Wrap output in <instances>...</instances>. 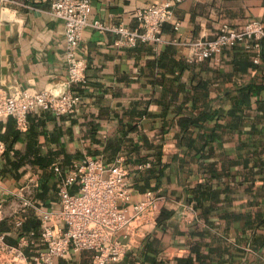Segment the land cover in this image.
<instances>
[{
  "label": "crops",
  "instance_id": "obj_1",
  "mask_svg": "<svg viewBox=\"0 0 264 264\" xmlns=\"http://www.w3.org/2000/svg\"><path fill=\"white\" fill-rule=\"evenodd\" d=\"M20 1L30 7L0 3L1 89L64 88L63 21L47 12L49 0ZM89 1L91 22L134 30L136 10L167 0ZM174 13L177 28L168 21L160 41L134 46L119 44L112 30L87 27L77 51L86 81L70 86L74 113L36 108L25 131L0 118L6 242L16 245L40 228L24 199L57 209L59 183L74 163L87 156L109 163L121 154L130 211L146 194L165 200L159 222L142 225L124 258L110 264H264V41L259 53L238 44L203 60L191 48L215 38L222 24L235 31L251 21L264 25V0H185ZM91 259L83 250L55 264Z\"/></svg>",
  "mask_w": 264,
  "mask_h": 264
},
{
  "label": "built area",
  "instance_id": "obj_2",
  "mask_svg": "<svg viewBox=\"0 0 264 264\" xmlns=\"http://www.w3.org/2000/svg\"><path fill=\"white\" fill-rule=\"evenodd\" d=\"M183 1L167 0L136 10L138 28L130 30L122 25L109 28L91 22L89 0H49L47 12L64 24L66 86L18 93H6L0 87V118H12L16 128L25 131L28 115L36 108L60 116L74 113L78 108V97L70 86L86 81L85 60L77 52L84 30L89 26L112 30L122 36L118 43L127 46H134L138 41L157 42L161 27L175 20V7ZM0 3L5 8L7 5L30 7L20 0H0ZM178 25L175 20V28ZM263 41L264 25L259 21L247 23L241 31L230 30L222 24L215 38L191 43L192 56L203 60L238 44L259 53ZM254 61H259L258 55ZM5 150L6 144L0 140V156ZM52 168L58 170L57 163H53ZM30 182L37 186L36 179L30 178ZM74 185L77 189L72 192L69 188ZM3 191L0 184V193ZM57 195V209L43 208L31 199L22 201L23 207L32 208L39 215L40 228L20 235L16 245L6 242L0 233V264H55L57 258L83 250L92 252L90 264L118 262L128 251L130 238L142 225L157 224L165 200L163 196L146 194L130 211L128 168L121 154L109 163L91 156L74 163L59 183ZM2 201L0 199V222L4 218ZM22 222V217L15 220L17 226ZM31 245L37 248L28 255L24 249Z\"/></svg>",
  "mask_w": 264,
  "mask_h": 264
},
{
  "label": "trees",
  "instance_id": "obj_3",
  "mask_svg": "<svg viewBox=\"0 0 264 264\" xmlns=\"http://www.w3.org/2000/svg\"><path fill=\"white\" fill-rule=\"evenodd\" d=\"M162 212V211H161ZM161 216V213H160V215H159V217H158V222H159V220H160V217ZM1 228V227H0ZM6 228H8V227H6ZM0 230H2V229H0Z\"/></svg>",
  "mask_w": 264,
  "mask_h": 264
}]
</instances>
